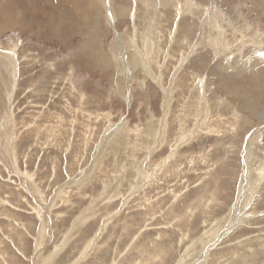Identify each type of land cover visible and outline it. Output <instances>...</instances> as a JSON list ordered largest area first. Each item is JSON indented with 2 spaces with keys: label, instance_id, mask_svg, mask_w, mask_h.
Listing matches in <instances>:
<instances>
[{
  "label": "rangeland",
  "instance_id": "1",
  "mask_svg": "<svg viewBox=\"0 0 264 264\" xmlns=\"http://www.w3.org/2000/svg\"><path fill=\"white\" fill-rule=\"evenodd\" d=\"M4 1L0 264H264V0Z\"/></svg>",
  "mask_w": 264,
  "mask_h": 264
},
{
  "label": "bare ground",
  "instance_id": "2",
  "mask_svg": "<svg viewBox=\"0 0 264 264\" xmlns=\"http://www.w3.org/2000/svg\"><path fill=\"white\" fill-rule=\"evenodd\" d=\"M4 0H0V24L1 25H6V21L10 22L9 18V13L7 11V5L8 4H12L10 2H7L5 3L6 1ZM57 1V0H56ZM60 1V0H59ZM63 1V0H61ZM264 6V4H263ZM10 8V7H9ZM12 9V8H11ZM263 9V8H262ZM9 11V10H8ZM12 11V10H11ZM264 12V11H263ZM57 13L59 14L58 18L60 21H62V14H61V11H57ZM54 16H56L54 14ZM53 15L49 16L45 22H44V26L49 28V29H52V21L54 22V17ZM54 17V18H53ZM57 21V20H56ZM56 23V22H55ZM59 27V26H58ZM118 42V41H117ZM120 48V47H119ZM125 52V50H124ZM122 51V53H124ZM251 56H246L244 57L243 59H240L238 58L237 60L234 61V64L233 65H229L226 67V70L228 72H234V73H238V71L242 70L244 67H250L251 65L253 66V64L256 63V61H260V60H264V53H261V52H254V51H247ZM247 53V54H248ZM126 54V53H125ZM135 54V53H134ZM133 54V55H134ZM7 55V54H6ZM122 57H126V55L124 56L122 54ZM133 59H136L138 61V59L135 57L134 55V58ZM131 63L133 64L132 66H135L136 65V61L135 60H132ZM127 66V65H126ZM120 67V66H119ZM122 69V65H121V68L120 70ZM124 69H122V73H124ZM121 73V74H122ZM250 105V104H249ZM251 106V105H250ZM164 123V122H163ZM113 131V130H112ZM116 132V131H115ZM113 133V132H112ZM255 134V133H253ZM113 135V134H112ZM111 136V135H110ZM109 136V137H110ZM114 136V135H113ZM255 136V135H254ZM108 138V136L106 137ZM124 136L121 134L120 131L116 132L115 136L112 138V143H115V144H118L120 143L121 140H123ZM146 138V137H145ZM255 137H253V135L248 139L247 141V145H246V149H245V167H244V170H243V175H242V182H241V191H243L244 195L246 194V192L249 190L251 194H253L255 191H257V185L261 184L262 182H264V172H262L260 169H263L264 168V155H262L261 153V149L259 148L260 146L257 144V141H255L254 139ZM126 139V137H125ZM149 139V138H148ZM117 150V149H116ZM261 154V156H260ZM120 155V154H119ZM255 165H256V168H255ZM139 169V167H137ZM263 186V185H262ZM248 198V197H247ZM238 199V198H237ZM246 202H247V199H245ZM239 209H241L240 205L238 206ZM237 212V211H236ZM236 217H239V215L237 213L234 214V216L232 217L233 218H236ZM236 219L232 220V222H230V224L232 223H235ZM229 227V226H228ZM202 255V254H201ZM182 257V256H181ZM194 257V255H193ZM205 257V256H204ZM248 257V256H247ZM254 257V256H253ZM139 258V257H138ZM246 258V257H245ZM252 258V257H250ZM261 258V257H260ZM188 259V257H187ZM187 259H181L178 264H187ZM199 259V256L196 257V258H193L192 261L194 262V264H199L197 263ZM204 259V258H203ZM147 260V259H146ZM196 260V261H195ZM161 261V260H160ZM253 261V260H252ZM258 260L254 261L257 262ZM200 262V261H199ZM205 262V261H204ZM203 262V263H204ZM251 262V261H250ZM259 262V261H258ZM146 263V262H144ZM202 263V262H201ZM247 264V263H246Z\"/></svg>",
  "mask_w": 264,
  "mask_h": 264
}]
</instances>
